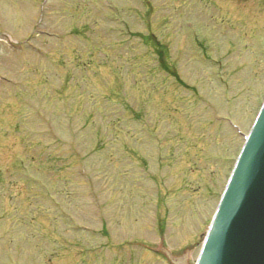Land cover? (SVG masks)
I'll return each instance as SVG.
<instances>
[{
    "label": "rangeland",
    "instance_id": "rangeland-1",
    "mask_svg": "<svg viewBox=\"0 0 264 264\" xmlns=\"http://www.w3.org/2000/svg\"><path fill=\"white\" fill-rule=\"evenodd\" d=\"M113 1L0 0V264L195 261L264 97V0Z\"/></svg>",
    "mask_w": 264,
    "mask_h": 264
},
{
    "label": "water",
    "instance_id": "water-1",
    "mask_svg": "<svg viewBox=\"0 0 264 264\" xmlns=\"http://www.w3.org/2000/svg\"><path fill=\"white\" fill-rule=\"evenodd\" d=\"M196 264H264V100L235 161Z\"/></svg>",
    "mask_w": 264,
    "mask_h": 264
}]
</instances>
